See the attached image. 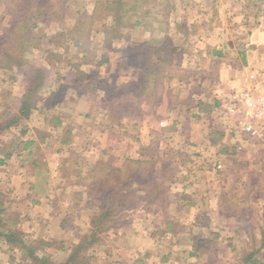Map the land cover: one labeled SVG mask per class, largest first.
Returning a JSON list of instances; mask_svg holds the SVG:
<instances>
[{
    "label": "rangeland",
    "instance_id": "rangeland-1",
    "mask_svg": "<svg viewBox=\"0 0 264 264\" xmlns=\"http://www.w3.org/2000/svg\"><path fill=\"white\" fill-rule=\"evenodd\" d=\"M48 1L49 5L46 0H0V19H2L0 35H3V31L10 25L12 28L11 34L6 38L7 41L0 39V47L9 56L18 59L19 66L14 60L11 66L16 67V73L17 70L21 72L20 77L16 76L17 85L9 83L6 90L12 94L14 88H18L17 93H21L26 83L33 81V71L43 65L41 55L33 53V37H39L45 42L48 36H59L61 35L59 33L69 29L57 40L59 43L57 45L63 43L62 46L68 48V56L61 61L62 63L57 64V68H54L51 74H48V86H58L62 79L68 80L67 68L71 70V66L77 68L79 65L80 68L84 65V69L92 73L89 85H93L96 92L108 94L109 103L107 109H104L107 119L102 117L99 127L87 125L89 129L86 130L89 131L90 136H86L85 130L82 132L79 127H75L73 133L67 131L69 132L67 134L63 126L58 127L51 123L55 135L61 134L63 139L69 137L70 133L74 135L77 144L73 146L74 153L67 156V160H71L73 165L79 167L82 165V168H86L85 181L82 182L89 185L84 202L80 201L76 193L74 194L68 182V187H63V192L58 189L57 195L64 197V202L67 203L66 209L70 205V210L74 213L81 211L77 219L83 227V235L77 237L80 242L87 238L89 231L85 232L86 226L92 224L94 217L99 216L105 209L109 202L107 199L114 197L116 200H122L123 204L121 215L115 219L111 228L100 234V240L89 246V249L82 250L75 258V264H128L133 261L135 257L133 255L139 256L147 251L143 248L146 243L151 245L155 259L161 260L163 255L174 256L170 264H178V256H176L178 252H174L173 248L169 249L168 243L162 245V249L159 248L152 235L150 236L157 231L160 224L163 227L165 225L166 228L167 222H171L175 230L182 229L185 233H190V237H196L198 240L206 239L205 236L213 228L224 231L223 235H231L228 239L232 241V250L225 249L222 245L220 250L215 252L214 246L210 245L196 254L197 260H207L208 264H249L245 261V257L250 254L252 248H256L262 249L261 262L264 264V146L242 134L236 126V118L225 116L227 97L222 98V96L230 92L223 93L226 89L218 86L221 83L219 79L221 76L218 73L220 71L222 73L223 65L219 61L213 63L204 56L207 49L222 46L221 41L231 39L230 35L237 40L235 37L240 36V22L243 24L241 12L243 9H252L256 1H259L123 0L122 11L126 10V12L120 14L123 15L121 21L124 26L115 34L114 31L108 34L110 29L106 28L114 21L111 11L106 9L110 3L114 5V0H66V3L63 0ZM42 5L47 8L44 14L48 16H37L36 10ZM70 5L72 10L67 11L66 8ZM94 6H101L96 12L89 13L94 17V22L85 20L80 30L79 27L68 28L64 26L67 23L62 24L60 17L63 8L68 19H73L77 17L75 14L79 13L76 12L77 9L88 11ZM148 12L153 16L156 15V19L165 21L167 25L165 32H158V27L155 28L153 31L155 37H166L167 44H172L177 49L176 54L167 62L160 54H154L151 46L144 50L135 48L141 46L146 36L147 40L151 39L153 32L150 34L148 31L147 34L146 28L125 31L127 30L125 24H133L135 21L142 20L148 23V26L156 23L158 20L154 19L144 21L143 16ZM227 13H235L234 16H230L234 20L227 22L229 19ZM26 20L31 21V27H25ZM193 20L197 21L192 24ZM72 37H75L79 43L81 41L83 45L81 48L85 50L86 57L82 58L77 53ZM112 37L117 39L125 37V40L118 41L114 45L109 42L101 43L102 38L110 40ZM28 42L31 45H28ZM67 43L70 44L67 46ZM131 43L133 44L130 45ZM127 44L128 47L125 48ZM54 55L50 54V57L56 65V60L59 58ZM104 63L110 65L108 69L97 67ZM144 69H147V74L142 72ZM164 69L165 78L162 84H158L157 77ZM209 74L214 75L209 77ZM8 75L12 78L13 71L11 70ZM9 82H12L11 79ZM214 83L216 88L211 89L210 86ZM163 96H166L165 105L160 109ZM5 103L14 107L11 98L5 99ZM143 103L148 105L145 108L148 112L145 114L150 115L152 119L140 118ZM77 109L84 111L82 106H78ZM9 116H13V113ZM54 116L57 117L56 114ZM54 116L50 119L55 120ZM168 116L170 118L165 119ZM2 124L3 122H0V125ZM223 125L229 126L228 137L239 142L237 145L232 141L225 143L231 151L229 157L225 158L220 151L222 142L219 140V135L212 137L211 134V131L219 134ZM10 127L0 133L2 138L7 139L11 135ZM97 143L99 147L96 157L76 156L83 144H88L91 148V146L97 147ZM47 150L48 155L50 149ZM232 151L236 152L235 156ZM38 157L39 162L47 166L52 159L49 155H43L41 151L38 152ZM129 160H141L145 163L140 168L139 178L145 183L144 185L136 182L138 176L135 175L136 178L131 184L115 192L114 179L108 176L107 182L100 179L97 188L99 191H93L91 185L95 181L92 179L95 173H101V170L108 167L124 169ZM232 160L239 162V165L242 164L245 171L243 176L245 175L248 184L244 190L234 192L236 201L239 198L242 200H239L238 205L228 209L230 214L237 217L236 222L223 224L219 220L213 223L208 217L215 210L217 200L220 204L225 203L222 187L229 188L231 182L239 175L235 176L229 172L228 168L231 167ZM151 161L155 164L146 165V162ZM219 165L222 169H218ZM132 169L137 170V167ZM78 173V170L62 172L64 179L73 181L72 183L77 179L81 181L82 177ZM1 180L2 178H0L2 205L0 230L5 231L9 226L14 227L23 239V234L28 235L26 231L29 227L32 229V225L29 226L24 217L18 214L21 213L22 207L23 211L27 209L24 205L17 206L13 203L18 193L13 190L11 184ZM50 181L54 184V178ZM212 182L217 186L216 189H209ZM126 202L127 205L124 204ZM61 207L62 204H59L58 209L60 210ZM196 217H200L199 220ZM234 231L238 233L233 235ZM66 235L57 238L72 245L74 233ZM28 238L25 239V245H20L18 250L26 260H31L27 250H33V239ZM1 243L8 244L5 238L0 237V264H14L16 256L12 259L14 256L3 249ZM217 243L219 242L215 241V245ZM73 245L72 254L76 250V245ZM34 247L40 249L38 253L40 258H46L45 255L51 253L49 250L46 251V246L42 242L34 244ZM53 253V261L67 264L65 255L60 251ZM184 254L186 255V252Z\"/></svg>",
    "mask_w": 264,
    "mask_h": 264
},
{
    "label": "crops",
    "instance_id": "crops-1",
    "mask_svg": "<svg viewBox=\"0 0 264 264\" xmlns=\"http://www.w3.org/2000/svg\"><path fill=\"white\" fill-rule=\"evenodd\" d=\"M258 1L259 2L256 1L252 9H243L241 12L243 24L240 22V36H234L237 40H235L232 35H230V32L225 29L231 39H226V41L223 42L221 41L222 46H218L217 48L214 47L213 49L209 48L207 49L206 54H204L205 59L209 61L211 60L213 63L219 61L223 65L221 67L222 73L221 71L218 73L221 76L219 78L221 83L218 84V86L226 89H223V93H230L227 94L228 96H222V98H228L235 92H241L244 89L251 87L256 88L253 93L255 101H258L264 93V5L262 4L264 2L263 0ZM98 7L101 6H94L88 11L77 9L76 12L79 13L75 14L77 17L73 19H68V16L65 14L66 11L63 8L60 19L62 24L67 23L64 24V26H68V28H73V26L74 28H78L80 26L79 24L83 13L88 12L87 14L89 15L90 12L99 10ZM66 10H72L71 5L67 7ZM215 14L217 17V13ZM234 14L227 13V16H229L227 17L229 18L227 19V22L234 20L230 17L234 16ZM196 21L193 20L192 24ZM1 22L2 19H0V28ZM136 22H139L140 24L135 26H133V24H125V28L127 29L125 31L130 32L146 28V33L149 31L151 34V31L147 30L150 29L147 23H144L142 20L135 21L134 23ZM57 24L58 23H56V25ZM115 25H117V23L114 20L112 24L110 26H106V28L108 27L111 29L115 27ZM122 26H124V24L121 25V28ZM99 27L101 28V26ZM62 28L65 29V27ZM68 30L69 29H65L63 33H67ZM63 33H59L61 34L59 36H48L39 48L33 49L34 54L39 53L41 55L43 67L41 66L40 68L44 69L43 71L45 74L43 85L34 96H30L31 91L33 90L31 80L26 83L24 90L21 91L19 89L21 93H17L18 88H14L15 91L10 94L6 88L9 86V83L17 85L15 82L17 80L16 76L18 77L21 75V72L17 70L16 73V67H3L0 65V122H3V124L0 125V128L3 130H0V133H2V131H7L8 125H12L9 128L12 131L11 135H9L7 139L0 136V178H2L1 181H4V183L11 184L13 186V190L18 193V197H14L15 200L13 203L17 206L24 205V208L27 209V211H23L22 207L21 213L18 214L21 215V217H24V220L27 221L29 226L32 225V229L29 227L26 231L28 232V235L23 234L24 242L28 237H30L28 238L30 240L33 239V251L34 255L37 257L39 256L38 253H40V249L35 248L34 244L40 242L45 244L46 251L48 252L49 250L52 253L51 255V253L49 254L48 252V254L45 255L46 259L49 260V264H58L52 260L54 254L53 252L57 251H60L63 255H65V262H68L69 257H71L72 254V248L74 247L73 244L77 247L81 243L77 237L83 235V227L77 220L78 214H80L81 211L76 208L78 211L77 213H74V211L70 210V205L69 208L67 207L66 209L65 206L67 203L64 202V197L62 195H60L61 197L57 195L58 189L63 192L62 188L68 187V182L69 186L73 188L74 194L76 193L80 201L84 202L85 196L88 194L87 186H89L82 182L85 181L86 168H82V165H80V167L76 166V164L73 165L71 164V160H67V156L74 153L72 149L73 146L77 144V142H75L76 139H74V135H71L70 133L69 137L63 139L61 134L60 136L59 134L55 135V132L50 125L51 123H54L58 127L63 126V129H66V132L72 131V133L74 132L75 127H79L82 132L85 130L84 133L86 136H90L88 133L89 131L86 130V128L89 129L87 125L90 124L99 127L101 118L104 117L107 119V117H105L104 109H107V103H109V99L107 97L108 94L99 91L96 92L95 89H93L94 86L89 85L88 82H90L92 73L84 69V65L80 68L79 65L77 68L71 66V70L67 68V75H69L67 78L68 80L62 79L61 84L58 86H48V74H51L53 69L57 68V64L68 56V48L66 46L63 47V43L57 45L59 44L57 43V40L63 35ZM124 38L117 39L116 37H112L110 40L102 38L101 43L104 44V42H109L114 45V43H117L118 41L124 42ZM145 38L146 41L147 36ZM71 40L76 45L75 49L77 50V53L82 58L86 57L85 50L81 48L83 46L81 41L79 43L75 37H72ZM69 44L70 43H67V46ZM132 44L133 43L130 45ZM127 47L128 44L125 48ZM239 50L241 52H239ZM50 54H52V56L55 54L54 56L59 58L56 60V65L53 63L54 60L50 57ZM110 61L112 62V58ZM104 64H98L99 66L97 67L99 69L107 67L108 69L110 65ZM11 70L13 71L14 76H11L12 78L8 75ZM213 75L214 74H209L208 76L213 77ZM252 75L254 78L251 77ZM10 79L12 82H9ZM214 85L215 83L210 86L211 89L216 88ZM165 97L166 96H163V103L160 104V109H162L165 105ZM10 98L14 101L13 108L10 107L11 105L8 103H5V99L9 100ZM25 102H29L28 105H30V111L27 116L23 117L21 115V109L23 108ZM168 105L169 104L167 103V106ZM78 106H82L84 111H79L77 109ZM147 106L148 105L145 103L141 105L143 108V112L139 115L141 119H152L150 115L145 114L148 112L145 111ZM11 113H13V116H9ZM54 114H56L57 117H55ZM52 116L55 117V120L50 119ZM168 118L170 117L168 116L165 119ZM162 119H164V117ZM69 132H67V134ZM229 132L230 129L228 125H223L219 134L211 131L212 137L214 135H219L220 137L219 139L222 142L220 151L222 157L224 158L229 157V153L231 152L225 143H231V141L234 142L235 145L239 143L238 141H233L234 139L232 140L228 137ZM98 147V143L97 147L91 146V148L90 145L83 144L80 149L81 151H78L76 156L84 155L96 157ZM47 149H50L48 155L52 158L49 160L48 166L46 164H41L38 157L39 151H41L43 155L45 154L48 156L46 153V151H48ZM232 153L234 156L236 155L235 151H232ZM235 159L237 160V158ZM231 164V167L228 168L229 172L233 173L235 176L239 175L233 182H231L229 188L227 187L224 189V187H222L225 203L220 204L217 200L215 210L211 212V215L209 213L210 216L208 217V220L213 221V223H216V221L219 222V220L223 224L236 222L237 217L234 214H230L228 209H231L233 205H238L240 203L239 200H242L239 198L236 201L234 192L237 190H244L248 184L245 179V175L243 176L245 171L242 164L239 165V162H235L234 160H232ZM65 169L67 171L78 170V174L82 177L81 181L77 179L74 183H72L73 181L71 182L65 180L62 174L63 171H66ZM90 173H92V170ZM52 178H54V184L56 183V185L51 183L50 179ZM216 188L217 186L214 182H212L209 189ZM74 203L75 201H73V204ZM59 204H62L60 210L58 209ZM199 218L196 217L198 220ZM86 228L87 230L85 232H90L91 229L88 230V228H91V224L89 223ZM71 232L74 233L72 237L75 236V238H73L72 245L63 242V239L59 240L57 238V236H67L66 234ZM223 232L224 231H217L215 228L211 229L210 233H208L205 238H211L213 241L215 239V241L219 243L215 245V241L214 244H211V241L206 245V248L213 245V249L217 252L223 245L225 249L232 250V241H229L228 239L231 235L228 234V231L226 232L228 236L223 235ZM237 233L238 231H234L233 235ZM151 235L159 248L162 249V245L168 243L169 249L173 248L174 252H178L176 255L178 256V264H208L207 260H197L198 257L196 254L198 252H196V244H199L198 239L196 237H190V233H185V231L179 228L176 230L174 229L173 231L166 230L165 225L163 227L160 224L157 231L154 232V234L151 233L150 236ZM68 239H70V237ZM1 245L3 244L1 243ZM19 246L20 245L14 247L9 244L3 245V249L8 250L10 254L14 256L12 259L16 256L17 259H14L16 261L14 264H41L31 257V260L33 261L26 260L24 255H20V251L18 250ZM150 246L151 245L146 243L143 248L147 251L139 256L133 255L135 256L134 258L133 256L131 257L133 258V261L128 262V264H170L171 259H173L174 256L164 257L163 255L161 256V260L155 259ZM75 248L73 250H75ZM184 252H186V255ZM38 258H40V256ZM166 260H168V262H166Z\"/></svg>",
    "mask_w": 264,
    "mask_h": 264
},
{
    "label": "trees",
    "instance_id": "trees-1",
    "mask_svg": "<svg viewBox=\"0 0 264 264\" xmlns=\"http://www.w3.org/2000/svg\"><path fill=\"white\" fill-rule=\"evenodd\" d=\"M65 1L66 0H63L64 3H65ZM46 2L49 5V3H48L49 1L46 0ZM112 4L113 3H110L108 5V7H106V9L108 8L111 11V14L114 17V20L116 21L117 25H115V27L111 28L110 31L108 32V34H111L112 31H114L113 34L120 31L121 25H122L121 19H123V15H121L120 12H123V11L126 12V10L122 11V7L124 6L123 0H114V5H112ZM136 9H139V7H136ZM46 10H47V8L46 7L44 8V5L40 6L36 10L37 16H39V17L40 16H43V17L48 16L47 14H44V12ZM131 10H133V9H131ZM148 13H146L143 16L144 21L148 22L149 19L158 20L156 23H152L149 25L150 30H151V34L155 30V28H157V27H158L157 28L158 32H165V30H166L165 27L167 26L165 21H163L161 19H156L157 16L156 15L153 16V14H151V13H149V15L146 17V15ZM93 19H94L93 16H90L87 13H83V15L81 16V22L79 25L82 27L85 20H90L92 23V22H94ZM11 22H13V21H11ZM30 22H31L30 20H26L25 21V25H26L25 27H27V28L31 27ZM137 24H140V23L139 22L133 23V26H135ZM33 26H35V25H33ZM80 26H79V30L81 28ZM12 27H13V25H12ZM11 29H12L11 25L9 27H7L6 30L3 31V35H0V39L7 41L6 38L11 34ZM20 42L22 43L23 40ZM167 43H168V41H167L166 37H155L154 32H153L151 39L144 41L141 44V46H138L135 48L144 50V49H146V47L151 46L154 49V54H158V55L160 54L162 59L165 62H167L176 54L175 51L177 50L174 45H172V44L168 45ZM27 44L31 45L29 42ZM41 45H42L41 39L39 37H33V48H39ZM130 48H133V47H130ZM13 60H14V62H17L16 64L19 66L18 59L14 58L12 56H9L6 53V51H3V48L0 47V65L3 67H12L11 64H12ZM43 70H44L43 68H37L33 71V81H32L33 90L30 93L31 97L34 96L35 94H37L39 88H41L43 85V82L45 79V76H44L45 74H44ZM165 71L166 70L164 69L162 71V73L157 77V80L159 78L158 84H162V82L165 78ZM142 72L144 74L148 73L147 69L146 70L144 69ZM28 103L29 102H27V103L25 102V104L23 105V108L21 109V115L23 117L27 116L29 114L30 105H28ZM7 127H10V126L8 125ZM0 130H3V129L0 128ZM142 164H145V163H143L141 160H129L124 169H115L112 167H108V168L101 170V173H98V174L95 173L92 176V179L95 180V181H93V183L91 185L93 188V191H99V190H97V188H98V184H99L100 179L103 180L104 182H107L109 179L106 177H108V176H111V179H114L113 184H116L115 192L119 191L120 189L125 188V187H127V185L131 184V181H133L136 178V177H134L135 175L138 176L137 179H135L136 182L139 185H144L145 183H143L139 179L140 178V172H141L140 168H141ZM149 164L154 165L155 162H153V161L148 162V163L146 162V165H149ZM132 167L133 168L137 167V170H133ZM114 196H115V194H114ZM107 200L109 202L105 206V209L102 210L100 215L97 216L96 218H94V220L92 221L91 230L88 233L87 238L85 239V241L81 242L76 247L75 252L71 255L67 264H75V262H76L75 258L78 256V254L82 250L87 249L92 244H95L96 242H98L100 240V234L109 230L111 228L112 224H114L115 219L121 215L120 211H122V206H123V204L121 202L122 200H120V199L116 200V199H114V197L107 199ZM124 204L127 205V202ZM1 209H2V205L0 203V210ZM167 223H168V225L166 227V230H172L173 231L174 228L172 226V223L171 222H167ZM0 237L5 238L6 242L10 246H13V247L15 245H21V246L25 245L24 241L22 239V236L16 231V229L14 227L9 226L6 228L5 231L0 230ZM210 242H211V244L214 243V241L211 240V238L198 240L199 244H196L197 245L196 252H199L201 249H205L206 245L209 244ZM27 251H28V255L32 259H34L35 261H37L41 264H49L48 259L38 258L37 256H35L33 250H27ZM262 258H263L262 249L259 250L256 248H252L250 254L245 257V261L248 262L249 264H262V262H261Z\"/></svg>",
    "mask_w": 264,
    "mask_h": 264
},
{
    "label": "built area",
    "instance_id": "built-area-1",
    "mask_svg": "<svg viewBox=\"0 0 264 264\" xmlns=\"http://www.w3.org/2000/svg\"><path fill=\"white\" fill-rule=\"evenodd\" d=\"M255 89L254 87L244 89L228 97L225 116L236 118L235 123L240 132L264 146V93L255 101L253 96ZM218 169H221L220 165Z\"/></svg>",
    "mask_w": 264,
    "mask_h": 264
}]
</instances>
